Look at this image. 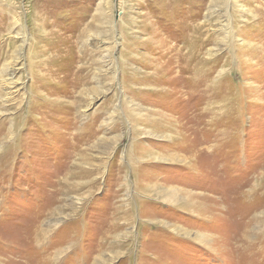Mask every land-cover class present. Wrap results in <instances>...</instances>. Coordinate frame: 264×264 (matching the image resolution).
<instances>
[{
  "label": "rangeland",
  "instance_id": "1",
  "mask_svg": "<svg viewBox=\"0 0 264 264\" xmlns=\"http://www.w3.org/2000/svg\"><path fill=\"white\" fill-rule=\"evenodd\" d=\"M0 264H264V0H0Z\"/></svg>",
  "mask_w": 264,
  "mask_h": 264
},
{
  "label": "bare ground",
  "instance_id": "2",
  "mask_svg": "<svg viewBox=\"0 0 264 264\" xmlns=\"http://www.w3.org/2000/svg\"><path fill=\"white\" fill-rule=\"evenodd\" d=\"M251 49H252V48H251ZM250 52H251V51H250ZM254 52H255V50H254ZM251 57H252V56H251ZM5 70H6V69H5ZM6 80H7V79H6ZM8 84H9V83H8ZM6 85H7V84H6ZM9 88H10V87H9ZM9 88H8V89H9ZM13 92H14V91H13ZM11 94H12V92H11ZM7 101H8V100H7ZM196 237H198V236H196Z\"/></svg>",
  "mask_w": 264,
  "mask_h": 264
}]
</instances>
